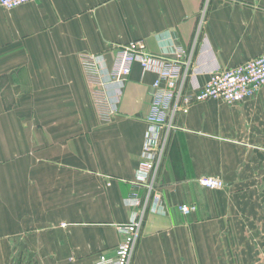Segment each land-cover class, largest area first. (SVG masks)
Returning <instances> with one entry per match:
<instances>
[{
    "label": "crops",
    "instance_id": "1",
    "mask_svg": "<svg viewBox=\"0 0 264 264\" xmlns=\"http://www.w3.org/2000/svg\"><path fill=\"white\" fill-rule=\"evenodd\" d=\"M143 40L193 52V85L264 53V0H39L0 7V264L114 258L130 218L156 75L133 66L109 124L79 57ZM112 92L115 87L111 88ZM191 91V90H190ZM192 92V91H191ZM218 177L222 190L202 188ZM131 264H264V87L243 103L194 104L174 122ZM181 205H196L184 216Z\"/></svg>",
    "mask_w": 264,
    "mask_h": 264
},
{
    "label": "built area",
    "instance_id": "2",
    "mask_svg": "<svg viewBox=\"0 0 264 264\" xmlns=\"http://www.w3.org/2000/svg\"><path fill=\"white\" fill-rule=\"evenodd\" d=\"M37 1L0 0V7L11 11ZM115 50L110 69L106 66L104 54L83 53L79 57L91 104L101 123L109 124L116 118L125 83L135 64H139L144 72L154 73L156 79L149 87L150 110L144 118L147 130L134 179L135 187L144 190L145 194H135L123 200L124 207L131 214L127 223L116 227L122 237L121 243L114 258L102 257L97 264H131L148 212L166 214L162 198L154 189L176 117L187 115L194 104L210 100L230 105L243 103L264 87V53L234 67L216 69L210 74L208 83L200 87L192 83L196 76L191 74L193 52L188 55L183 48L177 47L173 57H153L147 53L143 40L117 46ZM198 184L209 190L225 187L218 177H202ZM178 210L189 216L197 207L181 205Z\"/></svg>",
    "mask_w": 264,
    "mask_h": 264
}]
</instances>
